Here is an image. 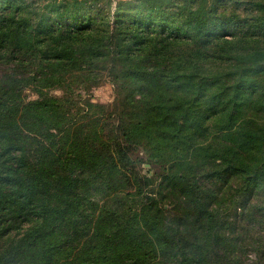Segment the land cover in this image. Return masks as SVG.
<instances>
[{"label": "trees", "instance_id": "obj_1", "mask_svg": "<svg viewBox=\"0 0 264 264\" xmlns=\"http://www.w3.org/2000/svg\"><path fill=\"white\" fill-rule=\"evenodd\" d=\"M0 264H264V0H0Z\"/></svg>", "mask_w": 264, "mask_h": 264}, {"label": "rangeland", "instance_id": "obj_2", "mask_svg": "<svg viewBox=\"0 0 264 264\" xmlns=\"http://www.w3.org/2000/svg\"><path fill=\"white\" fill-rule=\"evenodd\" d=\"M73 86L77 87V91L80 92L82 95L87 96V102L91 103L92 105H108L111 104L114 100V88L109 80L103 77L100 81L96 78H89L87 76H76L73 79ZM57 95L61 96L63 94L62 90L54 91ZM28 96H33L30 92H27ZM145 168H151L149 165H145ZM160 173L162 170L157 167L152 168V174ZM115 181L116 187L118 190L124 189L126 191H132L133 187L131 183H127L124 181L121 175L115 174ZM97 197L101 198L105 196L103 193L102 195H96Z\"/></svg>", "mask_w": 264, "mask_h": 264}]
</instances>
